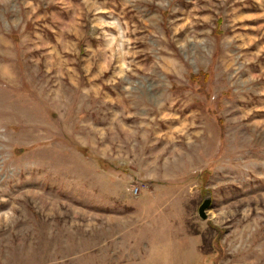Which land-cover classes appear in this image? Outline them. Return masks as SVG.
Listing matches in <instances>:
<instances>
[{"label": "rangeland", "instance_id": "1", "mask_svg": "<svg viewBox=\"0 0 264 264\" xmlns=\"http://www.w3.org/2000/svg\"><path fill=\"white\" fill-rule=\"evenodd\" d=\"M0 264H264V0H0Z\"/></svg>", "mask_w": 264, "mask_h": 264}, {"label": "water", "instance_id": "2", "mask_svg": "<svg viewBox=\"0 0 264 264\" xmlns=\"http://www.w3.org/2000/svg\"><path fill=\"white\" fill-rule=\"evenodd\" d=\"M210 204V198L206 197L203 202L200 204L199 208H198V214L201 218H206V213L205 210L206 208L209 207Z\"/></svg>", "mask_w": 264, "mask_h": 264}]
</instances>
